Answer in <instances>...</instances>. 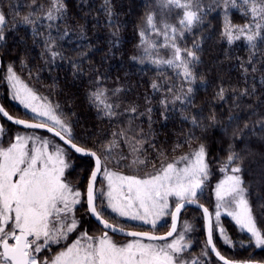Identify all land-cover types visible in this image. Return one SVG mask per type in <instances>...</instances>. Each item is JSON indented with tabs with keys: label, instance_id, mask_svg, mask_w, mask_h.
Wrapping results in <instances>:
<instances>
[{
	"label": "snow or ice",
	"instance_id": "6c2138e0",
	"mask_svg": "<svg viewBox=\"0 0 264 264\" xmlns=\"http://www.w3.org/2000/svg\"><path fill=\"white\" fill-rule=\"evenodd\" d=\"M29 8L30 11L20 16L19 21H12L13 26L16 23L33 26V36L44 37L45 50L51 53L52 59H63V54L56 50V41L69 35L70 26L65 23L58 37L52 36L51 31L45 35L35 26L47 20V29L59 31L60 26L55 21L67 22L69 18L66 0H48L47 8L32 0ZM220 8L223 9L222 37L229 45L241 38L247 42L251 50L247 63L253 65L251 70L256 72L255 56L258 52L264 54V0H210L207 5L203 0H155L142 18L143 26H138L140 43L137 47L143 49L152 63L177 70L176 74L191 85L196 81L193 62L200 60L197 54L200 46L194 40L191 48L182 47L179 41L185 38V33H191L193 28L203 24L209 12ZM105 9L111 19L109 0H105ZM232 9L245 17L243 24L232 22ZM8 23L7 15L0 11V26ZM79 28L83 37V25ZM159 37H163V42L157 39ZM4 40V27H0V41ZM161 50H170L167 58ZM73 67L79 66L73 63ZM244 71L248 69L245 67ZM4 79L11 85L12 98L33 115L22 119L0 106V118L24 129H44L62 143H54L35 134L17 133L6 147L0 145V264H208L203 258L211 254H215L222 264H253L251 260L240 262L227 258L218 250L214 239L218 230L225 243H232L221 225L224 214L231 217L239 229L250 234V243L264 248V227L258 223L260 215H264V176L260 178L261 194L256 196L257 202L254 203V186L243 178V158L233 144H228L226 156L220 162L219 171L224 176L213 189V213L200 203L214 171L208 144L202 137L189 132L185 137L189 151L171 162L161 161L158 168L154 166V171L144 177L124 175L108 167L114 142L100 149L77 142L72 125L58 114L59 106L41 103V97L21 80L11 65ZM152 87L158 89L159 86L154 82ZM119 91L116 89L113 95ZM168 91L174 92V88L170 87ZM224 91L222 87L218 90L220 99L224 98ZM192 93L191 86L186 92L181 89L174 94L172 102L180 101L186 111L187 106H194ZM252 93L247 89L240 91L241 96ZM90 100L98 112L103 111L108 117L117 115L115 108L119 105L109 102L106 89L97 86L96 91L90 94ZM161 103L165 105L161 115L168 119V101L165 99ZM128 110L136 112L135 107ZM182 119L189 120V117L184 115ZM208 120L210 123L205 125L193 115L190 122L194 128L207 131L216 122L215 113ZM258 123L264 128V120ZM4 135L6 129L0 124V138ZM117 135L124 133H113L114 137ZM176 147L182 145L177 144ZM139 151L133 146L132 152ZM73 153L94 159L84 190L78 183L68 180L66 175V170L72 168ZM132 163L146 164V161L137 156ZM101 173L107 182L106 191L96 186ZM188 205L202 209L206 232L200 259L195 260L185 256L192 243L186 235L194 230L193 226L185 221L178 229L182 210H186ZM84 216L95 218L102 226L98 228V234L83 227ZM166 216L171 218L170 227L163 234H157L158 226L163 227L159 222ZM116 217L151 225V230H126L127 226ZM110 232L132 239L120 243ZM75 233H78L76 239L65 243ZM52 245L60 246L59 250L53 252Z\"/></svg>",
	"mask_w": 264,
	"mask_h": 264
},
{
	"label": "trees",
	"instance_id": "16d2710c",
	"mask_svg": "<svg viewBox=\"0 0 264 264\" xmlns=\"http://www.w3.org/2000/svg\"><path fill=\"white\" fill-rule=\"evenodd\" d=\"M154 2L109 0L113 14L110 19L105 0H66L69 18L67 22L55 21L60 26L59 31L47 29V20L35 26L45 35L51 31L54 37L63 32L65 23L70 26L69 35L56 41V50L63 54V59L57 57L53 60L51 53L45 50L44 37L33 36V26L20 23L13 26V20L19 21L20 16L30 11L32 0H0V11L7 15L9 21L6 26H0L4 27L5 35V40L0 41L2 106L14 116H25L19 105H12L8 88L1 80L11 65L21 80L41 97L42 103L59 106L57 112L72 125L77 142L93 149L114 142L110 162L113 161L117 169L138 176L152 173L154 166L158 168L161 161L171 162L188 152L185 137L194 132L208 144L214 170L203 195H211L215 183L221 175L223 177L219 166L226 156L225 149L231 143L243 158L242 175L254 186L252 199L256 203V196L261 194L260 178L264 176V128L258 123L264 120V54H256L254 66L258 70L252 72L253 65L247 63L251 52L247 42L241 38L229 45L221 35L223 9L211 11L203 24L193 28L191 33H185V38L179 41L182 47L191 48L194 40L200 46L197 53L200 60L193 62L196 81L189 85L176 74L177 70L167 65L157 66L142 48L137 47L140 43L138 26H143L142 18ZM203 2L207 5L210 0ZM37 4L47 8L48 0H37ZM230 17L234 24L245 22V17L236 10L230 11ZM80 25H83V37ZM157 39L163 42V37ZM169 51L161 50V54L167 58ZM73 63L79 67L74 68ZM154 82L158 89H153ZM97 86L107 90L110 103L119 105L115 108L117 115L108 117L103 111L98 112L90 100V94L96 91ZM189 86L193 88L194 106H187L185 111V105L175 101L174 109L167 108L168 119H165L161 115L165 111L161 101L173 99L175 93L181 89L186 92ZM170 87L174 92L168 91ZM221 87L225 89L223 99L217 95ZM116 89L120 91L113 95ZM244 89L252 94L241 96L240 91ZM132 107L136 112L128 110ZM212 113L216 115V122L207 131L192 126L190 120L193 115L208 125V117ZM184 115L189 120H183ZM6 125L16 128L8 122ZM121 132L124 135L113 136V133ZM177 144L182 147L177 148ZM133 146L140 151L132 152ZM72 155L77 171L85 181L92 160ZM137 156L146 164H133ZM200 201L211 208L205 199ZM196 214L198 212L190 210V216ZM83 221V227L90 233L98 227L88 216H84ZM199 223L202 225L201 220ZM258 223L264 227V215H260ZM221 225L232 242L225 243L215 234L218 250L223 255L240 262L264 263V248L250 243L251 237L241 231L231 217L222 216ZM195 229L192 252L200 253L204 234L199 226ZM59 247L52 245L53 252ZM210 259L213 264H218L214 258Z\"/></svg>",
	"mask_w": 264,
	"mask_h": 264
},
{
	"label": "rangeland",
	"instance_id": "374dc122",
	"mask_svg": "<svg viewBox=\"0 0 264 264\" xmlns=\"http://www.w3.org/2000/svg\"><path fill=\"white\" fill-rule=\"evenodd\" d=\"M232 10H235V9H232ZM5 75H6V73L4 74L3 77H1V80H3V84L5 85V87L8 88V93H9V96H10L9 98L11 99V101L13 103L12 105H14V104L19 105L23 109V111L25 112V116L24 117H22V116H17V117L22 118V119L30 118L33 115L30 112V110L25 109L23 107V105H21L19 103V101H17V100L12 98L11 85L7 82L6 79H4ZM1 86H2V83L0 84V87ZM172 101H173V99H170V100H168L169 103H167V108H169L171 110L174 109V104H173ZM0 124H3L5 129H6V135H4L2 138H0V145L5 146V147L8 145L9 141L12 138H14V136L17 133H20V134H35V135H38V136L47 137V138L51 139L54 143H60L56 138H54L53 136H51V135H49L47 133H44V132L31 131V130H21V129L17 128V127L16 128H10V127H8L6 125V121H4L2 118H0ZM70 163L72 164V168L66 170V175L68 177V180L72 181L73 183H78L79 186L81 187V190H84L86 188V185H87L88 177L85 179V181H83L82 176L77 171L76 160L73 157V155H72V159H71ZM180 166L182 167L183 165L181 164ZM108 167H109L110 170L118 171V172H120V173H122L124 175H135V174H131V173H128V172H125V171L117 169L116 166H114L113 161L108 163ZM91 169H92V167H91ZM91 169H90V171H91ZM222 174H224V173H222ZM140 177H144V176H140ZM220 179H223L222 175L219 178V180ZM216 183H215V185H216ZM96 186H97L98 189L103 188L105 191L107 190V182L103 179V174L102 173L99 175L98 182H97ZM201 197L202 198H200V199H202V200L205 199L208 202V204L211 205L210 206L211 208H209V209H210V211H212L214 213V211H215V196H214V192L211 195L205 194V195H202ZM200 202L203 203L202 201H200ZM206 207H208V206H206ZM190 210H194V211L198 212V214L190 216ZM109 213H110V210H109ZM111 215L115 216V214H111ZM201 216L202 215L199 213V211H197L195 209H187L185 212L182 213L181 218H180V223H179L178 229L182 228L183 223L185 221H188L193 226V229H194L192 232H190V233H188L186 235V239H190L192 241L187 253H185L186 258L189 259V260L200 259L199 254L201 253V251H200V253H198V252L193 253L192 250H193V248L195 246L194 232H196L195 228H197L198 226H199L200 229H202L203 234H204L203 238L205 240L204 226H203V220H202ZM222 216H224V214H222ZM116 219L121 224H124V225L127 226L126 230H137V231H140V230H144V231L151 230V225H143L140 221H131V220H128L127 218H121V217H116ZM200 220L202 222V225L199 223ZM170 222H171V218L170 217L166 216V217L162 218V220L159 222V224H162L163 227H159L158 226L157 234H163V232H166L168 230V228L170 227ZM213 223H215L214 215H213ZM97 230H98V227L93 231V233H97L98 234ZM244 233L250 237V234H248L247 232H244ZM215 234H217L224 241V238L220 235L218 230L216 231ZM71 235H73V239H69L68 241H66V243H70L72 240L76 239V236L78 235V233L71 234ZM113 237H114L115 240H117V242H120V243L126 242L129 239H132V238H121V237H115V236H113ZM214 239H215V237H214ZM203 241H202V246H201L202 249L204 248ZM48 254L51 255L52 253H48ZM211 257L213 258V256L211 255L210 257H204L203 259L207 260L208 264H213L212 260L210 259ZM218 264H221V263L218 262Z\"/></svg>",
	"mask_w": 264,
	"mask_h": 264
},
{
	"label": "water",
	"instance_id": "95a60500",
	"mask_svg": "<svg viewBox=\"0 0 264 264\" xmlns=\"http://www.w3.org/2000/svg\"><path fill=\"white\" fill-rule=\"evenodd\" d=\"M1 67H2V63H1V58H0V71H1ZM0 106H2V104H1V101H0ZM4 121H6V122H8L9 124H11V125H13V126H15V127H17V128H19V129H22V130H31V131H40V132H44V133H47V134H49V135H51V136H53L51 133H48L46 130H44V129H24L22 126H19V125H14V124H12L10 121H7L6 120V118H2ZM54 138H56L58 141H59V138L58 137H54ZM60 143H62L61 141H59ZM75 155H77V156H79V157H82V158H90L91 160H92V167L94 166V159L93 158H91V157H88V156H82L81 154H79V153H74ZM100 175V174H99ZM99 175H98V178H99ZM201 203V202H200ZM187 209H195V210H197V211H199L200 212V214L202 215V220H203V212H202V209H199V208H197L195 205H188V206H186V210ZM186 210H182V213L183 212H185ZM182 213H181V215H182ZM181 215H180V218H181ZM91 218V220L98 226V227H102V226H99L98 225V222L95 220V218H93V217H90ZM180 218H179V220H178V226H179V223H180ZM170 224H171V222H170ZM203 226H204V220H203ZM133 231H137V230H133ZM204 233H205V239H206V232H205V228H204ZM110 234H112V235H114V236H117V237H121V238H131V237H125V236H123L122 234H113V233H111L110 232ZM169 239H171V238H169ZM219 263H221L222 264V262L221 261H219L218 260V258L215 256V254H211ZM253 262V264H264V263H261V262H257V261H252Z\"/></svg>",
	"mask_w": 264,
	"mask_h": 264
},
{
	"label": "flooded vegetation",
	"instance_id": "af4514ba",
	"mask_svg": "<svg viewBox=\"0 0 264 264\" xmlns=\"http://www.w3.org/2000/svg\"><path fill=\"white\" fill-rule=\"evenodd\" d=\"M202 217V216H201Z\"/></svg>",
	"mask_w": 264,
	"mask_h": 264
}]
</instances>
